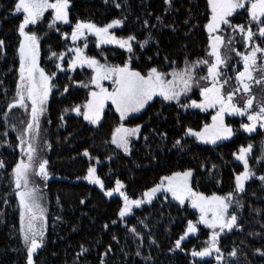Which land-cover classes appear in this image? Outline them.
<instances>
[{"label":"trees","instance_id":"obj_1","mask_svg":"<svg viewBox=\"0 0 264 264\" xmlns=\"http://www.w3.org/2000/svg\"><path fill=\"white\" fill-rule=\"evenodd\" d=\"M15 2L0 0V39L5 41V51L0 53V161L5 164L4 168H0V264H26V249L18 231V200L9 175L21 158L16 137L28 119L24 109L11 110L7 118L8 134L3 135L6 130L3 112L14 98L18 69L17 28L21 17L13 15ZM117 2L122 4L119 9L112 0L108 3L105 0H70L72 24L82 19L103 26L112 19H123L122 28L116 34L124 38L129 35L136 37V41L132 42L133 53L114 48L99 49L90 39L86 50L88 56L116 65L128 61L130 67L143 73L150 67H157L163 72L173 67L183 68L186 59L191 61L205 57L208 44L204 29L209 15L207 0H172L170 6L165 5L164 0H127L126 5L124 0ZM156 16H161L162 22H158ZM145 19L157 27L144 28ZM230 19L233 24L247 25L248 22L245 10ZM58 28L59 31L54 32L45 23L29 28L42 36L41 65L47 73L55 72L49 65H53L55 59L50 63L47 61L50 52L59 53L73 47L70 40L62 36V33L70 35L71 28ZM149 34L151 40L141 49L138 42L145 40ZM224 34H231V29L225 28ZM254 39L264 44L259 37ZM232 46L237 51L243 50L239 34H236ZM224 52L231 58L226 69L228 75L233 76L229 84L231 87L234 86L231 67L237 65V56L227 48ZM64 67L67 70V62ZM196 71L198 76L206 74V68ZM56 74L47 112L41 118L38 144L39 156L48 160L46 167L52 179L45 183L40 177H32L43 194L47 216L43 246L34 254L36 264H101L102 257L105 264H216L214 257L198 259L190 255L194 248L198 250L208 239L210 232L201 228L195 236L181 243L183 250L170 251L185 231L187 221L196 220V214L188 208L157 197L121 222L118 220L120 200H107L82 177L98 159L97 175L103 180L105 188H113L115 180L120 179L125 185L124 191L135 199L158 183L160 177L191 169L194 191L205 195H225L233 191L235 175L243 170L242 163L233 156L241 146L253 145L248 157L250 166L256 176L264 175V162L257 161L262 155L264 129L258 128L253 134H246L240 128L244 120L226 118L225 123L235 130L233 136L215 145L203 144L185 136V129L191 127L198 131L205 123H212L213 112L192 111L177 103L156 99L138 117L124 122L128 126L141 125L139 141L132 144L131 153L126 157L110 144L111 132L120 123L110 106L106 107L97 127H92L74 112H64V109L82 105L87 100L92 89L90 85L88 88L80 87L79 82L88 83L91 71L76 67ZM260 76L259 73L256 75L257 78ZM66 85L69 86L68 92H64ZM196 92L190 96L197 98ZM252 94L257 102L264 99V84H253ZM245 99L241 95L237 101L242 106ZM181 103L184 104V100ZM61 115L64 116L63 121L60 120ZM13 125L15 131L12 130ZM160 133L165 135L162 137ZM145 137L148 139L145 140ZM177 139L181 140V145H175ZM85 149L95 159L84 156ZM238 198L244 205L238 210V225L241 227L226 230L219 238V246L231 264H264V256L255 253L257 248L264 250V187L253 177L246 182V190ZM5 200L8 202L4 203ZM81 200L85 203L81 204ZM114 220L115 224L112 223ZM106 224L107 228L104 227ZM129 227H135L140 236L134 237L128 232ZM82 244L88 252L77 257ZM109 246L111 251L107 252ZM234 247L238 249L237 257H228ZM137 250L141 256L135 255ZM149 256L151 260L144 259Z\"/></svg>","mask_w":264,"mask_h":264},{"label":"snow or ice","instance_id":"obj_2","mask_svg":"<svg viewBox=\"0 0 264 264\" xmlns=\"http://www.w3.org/2000/svg\"><path fill=\"white\" fill-rule=\"evenodd\" d=\"M172 0H164V4L171 5ZM108 3V0H105ZM116 8H121L122 4L117 0H112ZM125 5L127 0H124ZM70 0H16L13 15L22 14V21L19 23L17 31L19 42L16 53L19 59L18 79L16 80L14 98L7 103V110L3 112L5 118V132L7 136V118L14 108L24 109L28 115L26 126L18 133L16 147L20 150L21 158L12 167L10 178L14 185V194L19 202V238L26 249V264H36L34 254L43 246L45 238V212L43 204V194L32 177H40L44 180L49 178L47 171L48 160L39 156L40 149L39 135L41 127V117L46 111L49 94L54 87L52 81L56 78V72L47 73L40 66V40L41 37L35 32L26 30L29 26H35L44 18L45 13L51 10V20L48 23L49 29L59 31L58 23L71 26V33H62L64 39H70L73 47L67 49L73 55L67 60V70L60 62L55 64V68L60 72L74 70L77 66H87L92 70V76L88 83L79 82L80 87L88 88L93 86V90L88 92L87 100L82 105H74L70 109H64L82 116L85 121L92 125H98L103 118L108 102L110 106L119 114L120 123L111 132L110 143L117 149L123 151L125 155L130 154L132 138H138L141 132V125L126 127L123 123L130 114L138 113L152 101L154 97H160L164 102L175 101L180 107L195 108L204 112L214 109L215 114L211 116L212 123H205L198 131L191 127L185 129V136L193 137L197 142L215 145L218 141L227 140L234 134V129L225 123V115L247 116V123H241L240 128L246 133H253L257 129H264V99L257 102L252 94L253 84H264V44L256 43L255 37L264 41V0H207L208 19L204 24V29L208 33V44L205 57L195 60L186 59L183 68L173 67L170 72H163L157 67H150L146 73L130 67L128 61L123 65H109L101 63L94 56H88L84 48L87 47V35L96 37V47L102 44H115L128 53H133L134 35L126 38H118L110 30L119 27L124 23L123 19H112L103 26H98L91 20L77 19L74 24L70 20ZM168 9L166 8L165 11ZM239 10H245L248 17L247 25L233 24L231 17L238 14ZM151 15V13H149ZM158 22H162L161 16H156ZM188 21L186 20L185 23ZM254 26V27H253ZM143 27L147 29L155 28L157 25L150 24L145 19ZM231 29V34L225 35L224 29ZM239 34L243 46L247 51H237L232 45L235 36ZM78 40H85L84 47L76 46ZM151 35L143 41H139L141 49L148 45ZM234 52L239 57L242 69L231 67L234 73L235 85L225 93V86L230 84L233 76L228 75L226 69L229 68L231 59L225 54L224 49ZM5 51V41L0 39V53ZM66 53L61 51L50 52L49 59L63 61ZM151 59V58H149ZM167 60V58H165ZM259 62V63H258ZM173 64L175 62H172ZM206 68V74L197 75V69ZM259 72L261 76L257 78L254 73ZM168 77H171L169 79ZM71 79V78H70ZM102 81H111V90L104 87ZM193 88L199 89L200 100H191L188 104L181 103V97L187 96ZM69 86L64 87V92H68ZM237 94L246 97L241 106L237 101ZM61 115L60 120L63 121ZM23 123V122H22ZM12 130L15 131V125ZM163 137L165 134L160 133ZM148 138L145 137V140ZM6 144L7 141H4ZM45 144L47 142L45 141ZM175 145H181V140L177 139ZM174 145V146H175ZM253 150V145L241 146L233 156L243 165V170L235 175L234 189L225 195L213 193L205 195L202 192L194 191L190 178L193 175L191 169L172 172L171 175L160 177L158 183L145 190L138 198H131L123 189L124 183L120 179L115 180V187L106 189L103 180L97 175L94 166L87 168V174L82 179L90 184L97 185L105 196L111 197L119 194L122 206L119 208L118 216L121 220L133 212V208H140L145 203H150L157 194H170L172 199L179 205L186 203L199 213L198 220L187 221L183 234L175 241L174 248L183 250L181 243L190 234L195 235L198 225H203L211 232L208 239L204 241L198 250L193 249L190 255L193 258L214 257L216 264H231L225 259V255L219 246V238L226 230L240 228L238 225V210L244 207L242 200L238 198L246 190V182L255 177L264 187V175L256 176L249 163V155ZM83 155L90 159L87 149ZM110 159V158H109ZM258 162H264V145H262V155L257 158ZM100 161L97 159V163ZM5 164L0 161V168ZM215 168V165H213ZM79 179V177H78ZM8 201L5 200L4 203ZM81 204L85 201L81 200ZM235 209V210H233ZM259 213V209L256 210ZM113 224L116 221H112ZM143 223V221H141ZM105 228L108 225H104ZM264 227V225H262ZM128 232L134 237H139L140 233L135 227H129ZM115 240L116 237L113 236ZM155 243V241H152ZM139 248V246H138ZM111 251V246L107 252ZM88 252L82 244L80 251L76 254L80 257ZM255 253L264 256V250L257 248ZM107 254V253H105ZM238 249L234 247L227 255L237 257ZM141 256L139 250L135 253ZM151 260V257H144ZM101 264H105L103 257Z\"/></svg>","mask_w":264,"mask_h":264},{"label":"rangeland","instance_id":"obj_3","mask_svg":"<svg viewBox=\"0 0 264 264\" xmlns=\"http://www.w3.org/2000/svg\"><path fill=\"white\" fill-rule=\"evenodd\" d=\"M240 11H242V10H239L238 12H240ZM17 16H20L21 17V21H22V14H17ZM50 20H51V10H49V11H47L46 13H45V16H44V18H42V20L40 21V22H38V24L37 25H35V26H29V28L30 27H33V28H35V27H37L38 25H40V24H44L45 23V26L46 27H48V23L50 22ZM58 26H64V27H70L71 28V26L70 25H66V24H63V23H58ZM29 28L28 29H26V30H29ZM121 28H122V25L121 26H119V27H115V28H113V29H111L110 31L114 34V35H116L118 38H124V37H120V36H118L117 34H116V32L117 31H119V30H121ZM52 30H54V32H57L55 29H52ZM206 31V30H205ZM206 34H207V36H208V33L206 32ZM40 36V35H39ZM41 38H42V36H40ZM90 39H92L93 41H94V43H95V46H96V37L94 36V35H92V34H88L87 35V39H86V42H87V47L86 48H84V51H85V53H86V50H87V48H88V46H89V43H88V40H90ZM70 40V39H69ZM260 40H261V38H260ZM255 42L256 43H260V42H258L256 39H255ZM40 43H41V40H40ZM83 44V45H79V44ZM70 44H71V46H73L72 45V42H71V40H70ZM84 44H85V40H78L77 42H76V46H80V47H84ZM101 48H114V49H118V50H121V51H124V52H126V53H128L126 50H124V49H121L118 45H115V44H102L100 47H99V49H101ZM68 49V48H67ZM245 51H247V49H245V48H243V50L241 51V52H245ZM65 53H66V55H65V59L63 60V61H55L54 59H49V57H48V59H47V61H48V63H50V62H52L53 60H54V64L52 65V64H49L50 66H52L53 68H54V70H55V72L56 73H58V72H60V71H58L56 68H55V64L57 63V62H60L61 64H62V66L64 67V63L65 62H67V60L70 58V56L71 55H73L72 53H68L67 52V50L66 51H64ZM87 54V53H86ZM17 58H18V55H17ZM97 59V58H96ZM103 60H105L104 58H103ZM100 61V60H99ZM101 63H106V62H104V61H100ZM236 63H237V65L235 66L237 69H242V64L239 62V57H237V61H236ZM259 63V62H258ZM107 64H109V65H116V64H110V63H107ZM40 66L43 68V66L41 65V54H40ZM18 67H19V59H18ZM77 67H81V66H77ZM84 68H86V69H88V70H90L91 71V76H92V70L90 69V68H88L87 66H83ZM83 67H81V68H83ZM65 68V67H64ZM45 69V68H44ZM18 70V69H17ZM45 71L47 72V70L45 69ZM171 71V70H170ZM170 71H167V72H170ZM166 72V73H167ZM259 72H256V73H254V75L256 76L257 74H258ZM49 74H51V73H49ZM259 75H261V73H259ZM169 79H171V77H168ZM17 79H18V71H17ZM54 81V80H53ZM53 81H52V83H53ZM103 85H104V87H107V88H109V90H111V87H112V85H111V81H102L101 82ZM234 85H235V79H234ZM90 87H91V89L93 90V86H91L90 85ZM227 87H229L228 89H227ZM232 87V86H231ZM231 87H230V85H228V86H226V88H224V91H226V89H227V92L229 91V90H231ZM53 90H54V87L52 88V91H51V93L49 94V99H50V96H51V94H52V92H53ZM195 91H197L196 92V95H197V98L195 97V96H190V95H193V94H195ZM252 91V90H251ZM227 92H225V93H227ZM239 98H241V94H237V98L236 99H239ZM49 99H48V102H47V106H46V111H45V113L43 114V116L46 114V112H47V108H48V103H49ZM156 99H160V100H162L160 97H154L153 98V100L152 101H149V103L145 106V108L144 109H142L140 112H138V113H133V114H130L129 115V117L125 120V121H128V120H130V119H135L136 117H138L145 109H146V107L150 104V103H152L153 101H155ZM193 99H195V100H197L198 102H199V100H200V95H199V89L198 88H193V90L191 91V92H189L188 93V95L187 96H182L181 97V101L182 100H184V104H188V103H190V101L191 100H193ZM170 103H175L176 104V102L175 101H172V102H170ZM107 106H110V102H108V105ZM106 106V107H107ZM111 107V106H110ZM112 108V107H111ZM106 109V108H105ZM113 109V111L115 112V109L114 108H112ZM186 109H188V110H192V111H198V112H202V111H200L199 109H195V108H191V107H188V108H186ZM205 112H213L214 114H215V110L214 109H208L207 111H204L203 113H205ZM116 113V112H115ZM75 115H76V113H74ZM116 115L118 116V118H119V114L118 113H116ZM42 116V117H43ZM78 116V115H77ZM41 117V118H42ZM82 117V116H81ZM83 118V117H82ZM226 118H237V119H241V120H244V122H242V123H247L248 121H247V116H244V117H240V116H229V115H225V119ZM120 120V119H119ZM102 121V120H101ZM100 121V122H101ZM124 121V122H125ZM100 122H99V124H100ZM121 122V121H120ZM123 122V123H124ZM87 123L89 124V125H91L92 127H97L98 125H92L91 123H89L88 121H87ZM126 127H135L136 125H134V126H128V125H125ZM243 131V130H242ZM244 132V131H243ZM244 133H246V132H244ZM254 133V132H253ZM253 133H246V134H253ZM139 136H140V133L138 134V138H132V140H131V150H132V144L133 143H136V142H138L139 141ZM222 141V140H221ZM111 144V143H110ZM112 145V144H111ZM113 147H115V145H112ZM116 148V147H115ZM117 149V148H116ZM18 150H19V148H18ZM122 155H124V156H129L130 154H128V155H125L124 153H123V151L122 150H120V149H117ZM20 151V150H19ZM130 153H131V151H130ZM91 166H94L95 168L97 167V163L95 162L94 164H92ZM192 178H193V175H192V177L190 178V184L192 185ZM52 178L49 176V178L47 179V180H44V179H42L45 183H48L50 180H51ZM83 181L85 182V183H87V184H90L88 181H86V180H84L83 179ZM91 185H93L94 187H96L102 194H103V196L107 199V200H110V199H118V200H120V202H121V206H122V200L120 199V197H119V194H114L113 196H111V197H108V196H105L104 195V193L100 190V188L97 186V185H94V184H91ZM113 187H115V184H114V186ZM124 190V189H123ZM157 197H160V198H162L164 201H168V202H171V203H174V204H176V205H178V206H180V207H186V208H188L190 211H192L193 213H195L196 214V220L194 221V222H196L197 220H198V216H199V213L198 212H196V210L195 209H192L190 206H188L187 205V203L184 205V206H181V205H179V203L177 202V201H175V200H173L172 199V197H171V195L170 194H160V193H158L157 194ZM156 197V198H157ZM156 198H154L153 199V201L156 199ZM152 201V202H153ZM152 202H150V203H145V204H143V205H141V207L140 208H133V212L134 211H137V210H139V209H141V208H143V207H145V206H148L149 204H151ZM43 204H44V201H43ZM44 207H45V204H44ZM18 208H19V202H18ZM46 209V208H45ZM133 212L129 215V216H127V217H125L124 218V220L125 219H128L129 217H131L132 215H133ZM46 212H45V232H46V227H47V219H46ZM118 220L119 221H121V222H123L124 220H121L120 218H119V216H118ZM199 228H201V229H204V230H207V231H209V232H211V230L210 229H207L206 227H204L203 225H198V229ZM198 232V231H197ZM197 234V233H196ZM195 234V235H196ZM223 234V233H222ZM221 234V235H222ZM195 235H192V234H190L189 235V237H187L184 241H186L187 239H189L190 237H193V236H195ZM184 241H182V242H184ZM39 250V249H38ZM37 250V251H38ZM198 259H200V258H198Z\"/></svg>","mask_w":264,"mask_h":264}]
</instances>
